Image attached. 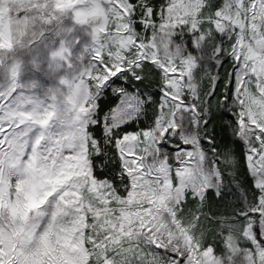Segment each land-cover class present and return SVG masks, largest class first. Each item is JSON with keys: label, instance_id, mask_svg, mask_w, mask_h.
Here are the masks:
<instances>
[{"label": "snow or ice", "instance_id": "obj_1", "mask_svg": "<svg viewBox=\"0 0 264 264\" xmlns=\"http://www.w3.org/2000/svg\"><path fill=\"white\" fill-rule=\"evenodd\" d=\"M0 264H264V0H0Z\"/></svg>", "mask_w": 264, "mask_h": 264}, {"label": "trees", "instance_id": "obj_2", "mask_svg": "<svg viewBox=\"0 0 264 264\" xmlns=\"http://www.w3.org/2000/svg\"><path fill=\"white\" fill-rule=\"evenodd\" d=\"M118 102V97L113 94L106 95L102 101L104 110L107 111L109 107H113Z\"/></svg>", "mask_w": 264, "mask_h": 264}, {"label": "rangeland", "instance_id": "obj_3", "mask_svg": "<svg viewBox=\"0 0 264 264\" xmlns=\"http://www.w3.org/2000/svg\"><path fill=\"white\" fill-rule=\"evenodd\" d=\"M119 103V99H118V102L116 103V104H118ZM114 107V106H113Z\"/></svg>", "mask_w": 264, "mask_h": 264}]
</instances>
